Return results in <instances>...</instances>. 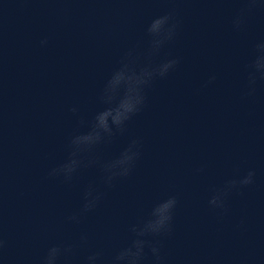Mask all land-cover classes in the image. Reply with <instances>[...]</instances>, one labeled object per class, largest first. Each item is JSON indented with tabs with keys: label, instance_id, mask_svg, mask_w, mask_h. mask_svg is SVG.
Instances as JSON below:
<instances>
[{
	"label": "water",
	"instance_id": "95a60500",
	"mask_svg": "<svg viewBox=\"0 0 264 264\" xmlns=\"http://www.w3.org/2000/svg\"><path fill=\"white\" fill-rule=\"evenodd\" d=\"M0 264H264V0H0Z\"/></svg>",
	"mask_w": 264,
	"mask_h": 264
}]
</instances>
